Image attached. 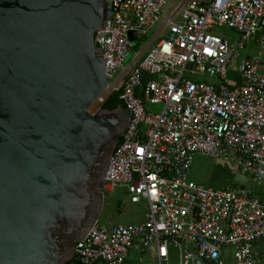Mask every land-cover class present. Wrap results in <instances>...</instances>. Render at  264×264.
<instances>
[{
  "label": "built area",
  "instance_id": "2783aa9c",
  "mask_svg": "<svg viewBox=\"0 0 264 264\" xmlns=\"http://www.w3.org/2000/svg\"><path fill=\"white\" fill-rule=\"evenodd\" d=\"M109 0L110 28L96 33L109 89L129 106L130 128L117 145L106 188L125 187L133 203L146 202L145 222L92 228L76 243L71 264H261L264 189L204 187L190 178L197 154L235 163L264 179V0ZM162 24L147 45L135 47ZM227 26L231 41L214 33ZM249 49L232 78L230 63ZM200 75L213 79H193ZM149 105H162L154 112ZM262 191V196L260 192Z\"/></svg>",
  "mask_w": 264,
  "mask_h": 264
},
{
  "label": "water",
  "instance_id": "95a60500",
  "mask_svg": "<svg viewBox=\"0 0 264 264\" xmlns=\"http://www.w3.org/2000/svg\"><path fill=\"white\" fill-rule=\"evenodd\" d=\"M112 14L109 0H0V264H71L99 222L132 116L91 111Z\"/></svg>",
  "mask_w": 264,
  "mask_h": 264
},
{
  "label": "rangeland",
  "instance_id": "374dc122",
  "mask_svg": "<svg viewBox=\"0 0 264 264\" xmlns=\"http://www.w3.org/2000/svg\"><path fill=\"white\" fill-rule=\"evenodd\" d=\"M185 0H170L166 5L164 11L165 16L167 15V11H172L177 6L184 2ZM162 24V21L159 24L150 30L147 36L143 38L141 35L139 36L137 31L130 32V40L134 42V48L131 50L129 57L127 58V62L130 61L135 54L140 52L146 45L147 42L151 40V38L155 35L158 28ZM214 33L228 38L232 42L239 38V34L227 27H215ZM136 32V38L133 40L131 37V33ZM249 49L238 50L230 63V71L232 72L231 77H237V70L239 68V63L248 56ZM193 79H203L208 82H213L214 80L200 75L191 76ZM101 102L98 101L91 108L92 112H95ZM162 105L152 106L149 105V109L154 112L161 110ZM190 178L200 185L204 187H211L221 189L223 187H227L229 185L232 186H240V185H249L257 190L264 188V179L256 180L255 178L244 175L239 167L235 163L225 162L220 159H214L212 157L204 156V155H195L193 157L192 169L190 171ZM149 212V205L146 202H140L138 204L133 203L131 201L130 195L128 194L125 187H116L114 190H109L105 188L104 190V205L103 210L99 218L98 224L100 226H110L115 227L119 225H134L145 222L147 219V215ZM177 250L173 252L172 256V264L178 263V255ZM225 264H234L233 259V249L229 248V252L226 256L223 257Z\"/></svg>",
  "mask_w": 264,
  "mask_h": 264
},
{
  "label": "trees",
  "instance_id": "16d2710c",
  "mask_svg": "<svg viewBox=\"0 0 264 264\" xmlns=\"http://www.w3.org/2000/svg\"><path fill=\"white\" fill-rule=\"evenodd\" d=\"M120 94L121 91L113 92L112 94L106 97L105 101L101 103V105H103L107 109H115L119 106H125L123 100L120 97Z\"/></svg>",
  "mask_w": 264,
  "mask_h": 264
},
{
  "label": "crops",
  "instance_id": "0c3cea01",
  "mask_svg": "<svg viewBox=\"0 0 264 264\" xmlns=\"http://www.w3.org/2000/svg\"><path fill=\"white\" fill-rule=\"evenodd\" d=\"M264 188L260 189V190H263ZM260 196H262V191L259 193ZM110 227V226H108ZM256 250L258 251L259 253V257H260V263L261 264H264V241H261V242H258L257 245H256Z\"/></svg>",
  "mask_w": 264,
  "mask_h": 264
}]
</instances>
